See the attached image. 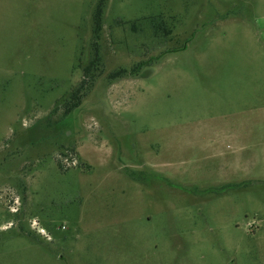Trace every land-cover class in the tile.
Listing matches in <instances>:
<instances>
[{"label": "rangeland", "instance_id": "374dc122", "mask_svg": "<svg viewBox=\"0 0 264 264\" xmlns=\"http://www.w3.org/2000/svg\"><path fill=\"white\" fill-rule=\"evenodd\" d=\"M99 1L0 0V264H264V0Z\"/></svg>", "mask_w": 264, "mask_h": 264}, {"label": "trees", "instance_id": "16d2710c", "mask_svg": "<svg viewBox=\"0 0 264 264\" xmlns=\"http://www.w3.org/2000/svg\"><path fill=\"white\" fill-rule=\"evenodd\" d=\"M103 2H104V0H100L96 6V9H95L94 28H93L95 38H98L99 31L101 30V16H102ZM152 27L154 29L162 28L159 30H162L165 34H166V32H168V30L165 29V26H163L162 22L158 23V21L155 19H152ZM99 63H100V56L98 53V48L95 46L93 58L90 60V63L88 65H86L85 67H83V69H82L84 76H90L91 79H93V76H94L93 72L97 70V68L99 67ZM121 72H122L121 70L118 71L116 73V75L117 74L120 75ZM85 84H86V79L83 78L82 81L80 82V84L78 85V87H76V89H74V91L72 92L71 98L75 101H73L71 106L67 107L65 112L68 113L69 111H72L73 109L78 107V105H79L78 92L84 88Z\"/></svg>", "mask_w": 264, "mask_h": 264}]
</instances>
